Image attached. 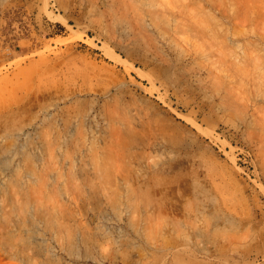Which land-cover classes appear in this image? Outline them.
Instances as JSON below:
<instances>
[{
    "label": "rangeland",
    "instance_id": "374dc122",
    "mask_svg": "<svg viewBox=\"0 0 264 264\" xmlns=\"http://www.w3.org/2000/svg\"><path fill=\"white\" fill-rule=\"evenodd\" d=\"M0 264H264V0H0Z\"/></svg>",
    "mask_w": 264,
    "mask_h": 264
}]
</instances>
